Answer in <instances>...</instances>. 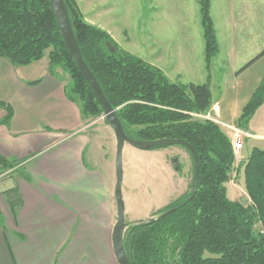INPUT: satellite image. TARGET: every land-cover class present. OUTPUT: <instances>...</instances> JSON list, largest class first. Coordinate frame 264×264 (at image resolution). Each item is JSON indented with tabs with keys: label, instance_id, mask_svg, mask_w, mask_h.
I'll return each mask as SVG.
<instances>
[{
	"label": "trees",
	"instance_id": "1",
	"mask_svg": "<svg viewBox=\"0 0 264 264\" xmlns=\"http://www.w3.org/2000/svg\"><path fill=\"white\" fill-rule=\"evenodd\" d=\"M63 1L80 54L126 135L136 141L182 140L198 157V183L190 200L193 172L189 191L151 217L173 209L170 213L125 229L123 246L130 264H264V150L253 147L235 166V154L225 132L210 121L190 116L209 111V81L200 85L171 82L159 68L123 50L107 32L86 23L75 0ZM198 4L209 70L219 46L210 0H198ZM263 55L264 50L236 74ZM44 56L52 74L67 76L66 96L79 106L83 118L102 116L63 43L49 0H0V58L17 67ZM263 101L264 75L236 127L246 129ZM177 146L189 153L184 146ZM0 163L5 170L13 165L1 157ZM172 167L181 171L178 163ZM240 171L248 205L226 195L225 185Z\"/></svg>",
	"mask_w": 264,
	"mask_h": 264
},
{
	"label": "crops",
	"instance_id": "2",
	"mask_svg": "<svg viewBox=\"0 0 264 264\" xmlns=\"http://www.w3.org/2000/svg\"><path fill=\"white\" fill-rule=\"evenodd\" d=\"M86 1L75 0L85 21L112 37L87 19L80 3L86 10L93 6ZM238 29L228 32L242 33ZM238 68L230 69L232 83L226 81L215 98L211 94L209 109L234 126L264 75V55L236 75ZM65 86L45 56L17 67L0 58V157L13 164L5 170L0 163V264H118L111 242L113 182L94 167L91 142L98 129L91 127L106 122L84 119ZM240 130L248 135L242 152L247 139L264 143V101Z\"/></svg>",
	"mask_w": 264,
	"mask_h": 264
},
{
	"label": "rangeland",
	"instance_id": "3",
	"mask_svg": "<svg viewBox=\"0 0 264 264\" xmlns=\"http://www.w3.org/2000/svg\"><path fill=\"white\" fill-rule=\"evenodd\" d=\"M86 2L93 6H89L92 9L86 10L80 3L87 19L93 18L109 29L120 48L158 67L171 82L176 84L200 85L207 83L209 76V87L213 98L222 91L226 81L232 83L234 79V75L230 74L232 66L242 68L264 50V0H210V16L219 49L211 60L209 71L204 60V40L198 0H87ZM230 27H237L242 33H229ZM232 36H235V40L231 43ZM45 60H47L46 56ZM61 77L67 84V76L60 73ZM206 113L210 114L209 111ZM103 126L108 125L98 123L91 127V130L98 128L95 138L91 140L92 153L97 157L94 167L102 174H109L114 187L115 137L113 132L105 133L100 128ZM227 132L229 131H226V135ZM246 137L248 136H242V144ZM228 138L230 140L229 136ZM233 141L234 139H231V142ZM246 141L244 151H248V154L254 146L264 147V143H256L249 139ZM104 147L108 150H104ZM242 149L235 155V166L247 157H244ZM174 160L180 164V172L173 169ZM121 169V196L124 204V219L127 223L139 222L156 215L181 198L189 191L193 172L189 153L177 145L141 150L124 143ZM225 186L228 199L243 205L249 204L242 171L235 172L232 181Z\"/></svg>",
	"mask_w": 264,
	"mask_h": 264
},
{
	"label": "water",
	"instance_id": "4",
	"mask_svg": "<svg viewBox=\"0 0 264 264\" xmlns=\"http://www.w3.org/2000/svg\"><path fill=\"white\" fill-rule=\"evenodd\" d=\"M51 9L56 21L57 28L59 30L60 36L63 40V43L73 60L76 68L80 72L81 76L84 78L85 82L90 87L98 105L100 106L103 114V118L107 125L112 130L115 142H116V181L114 186V197L116 204V222L112 229L111 234V242L112 249L114 252L115 259L118 264H130L127 255L123 246V234L128 226L141 223L148 222L151 220H156L160 217H163L170 213L173 209L167 210L155 217H149L145 220L139 222H131L127 223L124 219V204L121 196V181H122V169H121V153L122 147L124 143L130 144L133 147L141 150H149L151 148H155L157 146H173V145H182L188 149L192 162H193V182L192 187L190 189L189 200L194 196L197 188L198 177H199V162L197 154L192 146H190L187 142L182 140H171V139H160L154 141H136L131 139L126 135L122 125L120 124L115 110L110 106L105 96L103 95L98 83L96 82L94 76L86 66L76 41L74 39V35L72 33L70 23L68 20L67 12L65 9L63 0H49ZM173 164H177V161H172ZM256 237V235H254Z\"/></svg>",
	"mask_w": 264,
	"mask_h": 264
},
{
	"label": "built area",
	"instance_id": "5",
	"mask_svg": "<svg viewBox=\"0 0 264 264\" xmlns=\"http://www.w3.org/2000/svg\"><path fill=\"white\" fill-rule=\"evenodd\" d=\"M190 116L193 117V119L210 121V122L218 125L221 128V130H223L225 133H226V131H229V133L227 132V135L230 137V141H231V139H234V141L231 142L234 154L236 155L237 152H240V150L243 147L242 136L245 137L248 135L243 133L236 126H234L232 124L223 123V122L219 121L217 118L210 116L209 113H204V114L191 113ZM99 118L103 119V116H101Z\"/></svg>",
	"mask_w": 264,
	"mask_h": 264
}]
</instances>
